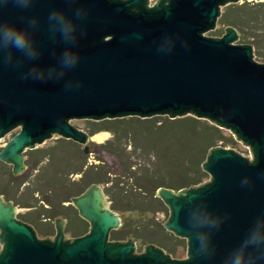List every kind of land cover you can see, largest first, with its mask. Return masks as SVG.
<instances>
[{
	"label": "water",
	"instance_id": "water-1",
	"mask_svg": "<svg viewBox=\"0 0 264 264\" xmlns=\"http://www.w3.org/2000/svg\"><path fill=\"white\" fill-rule=\"evenodd\" d=\"M239 1L0 0V138L21 127L0 160L15 173L53 133L88 152L90 132L74 119L193 115L230 130L252 156L214 148L208 183L158 190L170 208L165 227L188 239V259L110 243L122 219L93 184L71 199L90 232L69 241L64 219L55 240L40 239L0 196V264H264V64L252 45L233 44L236 28L207 35L222 7Z\"/></svg>",
	"mask_w": 264,
	"mask_h": 264
},
{
	"label": "rangeland",
	"instance_id": "rangeland-1",
	"mask_svg": "<svg viewBox=\"0 0 264 264\" xmlns=\"http://www.w3.org/2000/svg\"><path fill=\"white\" fill-rule=\"evenodd\" d=\"M156 1L157 0H150L149 6L153 7ZM245 2L256 4L264 3V0H240L238 3H229L226 6L222 7L219 19L221 18L222 13L225 12L228 5H241ZM225 30L226 29L224 28V26H222L220 22H217L216 28L208 32L207 35L209 37L221 38L226 33ZM217 31H223L224 33L222 36H219L214 34ZM253 31L258 34H262V30ZM233 44L252 45L254 49V60L256 62L264 64V39L261 40V42L259 41L260 47L255 46L249 42H242L240 36L237 41L233 42ZM131 117H137L138 119L146 120L151 119L144 122L146 125H159L161 123L164 125H171L173 124L172 122L174 120L173 118H170L169 115L156 116L152 118L127 116L116 118V120L131 122V120L129 119ZM190 117L195 116L192 115ZM195 118L202 121L201 123H205V125L211 124L215 127H218L215 124L211 123V121L208 119L197 117ZM109 120L114 121L115 119H105L101 121H95L92 119L73 120L74 126H78L79 129L85 132H90V136L92 138L88 143V152H85L84 146L80 143L73 142V140H67L58 133H53V136L47 138L43 143L36 144L35 147L27 150L23 161L25 168L18 173H15V165L0 160V191H2L6 186V181L9 179L10 173H15L14 177L18 178L16 181V185L23 179L29 180L31 178L32 185L30 186V188H27L22 194L19 193L18 197L13 201L11 200V202H13L14 206H16L17 208V217L20 220L26 221L30 225H33L40 239L51 238L52 240H55L57 228L55 227L54 220L58 218L65 219L62 215L56 216L55 214L60 210L61 213L62 211L65 212V215H67V211L72 212L77 216L76 219L79 222L75 220L73 224H70L72 223L71 220L69 221L67 218L65 219L68 222L66 237H68V239H74L73 236H75V234L89 232L90 225L79 217L78 211L76 212L72 210L74 209L72 206H68V204H66V206H64V204L63 206H61V202L67 197H69V199L77 197L75 194H77L79 190L85 188V183L91 182V180H95V177H97V175L106 177L108 176L107 178L115 180V184L117 182L124 181L123 184H114L115 188L113 189V192L119 199V202L117 203L118 206L127 209L126 205H128V202H125L126 198L132 195H136L137 197H140L142 199L137 203H132V205H130L131 207L128 208H133L134 210L130 211L127 214L115 211L119 214V216H121V218L123 217L122 222L127 221L129 224V228H132L131 231H133L140 237L139 240H136V245L138 248L137 252H145V248H147V246L151 244L161 248L165 253L178 259L187 258V240L177 237L174 233L169 232L165 227L170 217V208L168 206L162 205L161 200L156 197L155 194H157V196L161 198L158 195L157 189H155V183H137L136 181H140L142 179L144 181L146 175L149 174V176H157V178L160 174V176L168 179L169 176L166 174L173 170V166H171L173 164V161L171 162L173 153L171 152H175L174 154L176 155V158H179V161L182 159L186 160L185 158L188 159L190 152L189 154H183L179 142L176 143V147L170 146L171 142L166 141V139L162 140L164 139V137L160 134L158 135V137L153 136L155 142H158L159 144L157 151L154 149V146H152L153 148L148 146L147 139L135 138L134 140L133 137L127 136L125 134L117 137V134L114 131H102L95 135H92V131L94 129L105 126L106 124L110 123L108 122ZM142 129L143 127H140L138 125H127V130L130 133H136ZM219 129L221 130V138L219 137L215 140V147L223 148L226 150H234L235 152L242 154L248 159L252 160L249 148L244 146L240 141L236 140L235 136L232 132H230V130L222 128ZM20 130L21 127L18 126V128L9 131L2 138H0V152L7 145V143H9L16 136V134L20 132ZM166 132L163 134H166ZM169 133H171L172 135L169 136L170 138L175 137L172 134V131L169 130ZM138 136H140V134H138ZM60 144L63 145L60 147ZM163 147H169L171 149L168 150L167 148ZM122 152L124 160H122V158L120 157V154H122ZM166 152L170 153H167L168 155H166ZM37 163L38 167L35 166ZM129 163H133L134 165L132 169L136 172V175L133 177H130L132 175H128V172H124L125 168L123 169V166H125V164L129 165ZM190 169L191 168L189 166L184 167L183 165H180V168L176 167L172 172L185 170L189 175L192 176L194 172ZM129 174L132 173L129 172ZM43 175L47 176V178L48 176L51 177L52 181L44 183V181L42 180L46 178L40 180V177ZM53 175L57 177L58 180H61L62 183H64L65 187H60L59 185H57L56 179L52 177ZM210 180L211 177L204 183H208ZM157 181H159V179H157ZM100 186H104V188L106 187L105 184H100ZM13 187L15 186L11 187L13 191H15ZM139 187H147V194L145 195L146 190H143L145 193L142 191L141 195L138 189ZM24 188L25 187H23V190ZM35 190H39V192ZM32 191H35V193L32 194ZM71 191H73V194H71ZM0 196L5 197V195ZM29 201L31 203H37L36 210L39 211V214H41L40 217L36 216L35 219H33V217H30V213H32V211H34L35 209L29 207L30 205L27 204ZM50 201L54 202V207L48 204ZM17 202L18 204H16ZM26 205H28V207H25ZM58 205H60V207ZM160 209H164V212ZM79 223H81L82 225ZM76 229L81 230L78 231ZM155 231H158L159 233H156ZM148 232L153 233L151 235L153 236L152 238H148ZM161 236L164 239L169 240L168 243L164 241L165 246L163 245V239ZM177 245H180L181 247L177 248ZM173 247L176 250V253L174 255L169 252ZM2 251L3 243L0 241V254L2 253Z\"/></svg>",
	"mask_w": 264,
	"mask_h": 264
},
{
	"label": "trees",
	"instance_id": "trees-1",
	"mask_svg": "<svg viewBox=\"0 0 264 264\" xmlns=\"http://www.w3.org/2000/svg\"><path fill=\"white\" fill-rule=\"evenodd\" d=\"M218 22H220L221 25L224 26L225 29L227 27L236 28V30L240 34L242 42L244 43L249 42L255 46L260 47L259 41L261 42V40L264 39V3L252 4V3L245 2L241 5L240 4L228 5L225 12L222 13L221 18L218 20ZM253 30H262V34H258ZM223 33H224L223 31H217L214 34L222 36ZM159 118H162V117H159ZM129 119L131 120V122L121 121V120H116V119L114 121L109 120L108 122L110 123L106 124L103 127L94 129L92 131V135H95L102 131H114L116 132L117 137L121 136L122 134H125L127 136L133 137L134 140L135 138L136 139H140V138L147 139L148 146L150 147L154 146L155 147L154 149L157 151L159 144L158 142H155V140L153 139V136L158 137V135L160 134L164 137V139L162 140L166 139V141L171 142L170 146H175L176 143L179 142L180 148L182 149L183 154L184 153L189 154L190 152L188 159L185 158L186 160L182 159L180 161L178 157L176 158V155L174 154L175 152L174 151L171 152L173 153L172 154L173 157L171 159V162L173 161V164L171 165L173 166L172 169L174 170L176 167L180 168V165H183L184 167L189 166L191 168L190 170H193L194 172V174L191 176L185 170H178V172H172L173 170H171L170 172L166 174L169 176L168 179H165L163 176H160V174H159V177L157 178V176L152 177V176H149L150 175L149 173H147L149 175H146V177L144 178V181L143 179L140 181L137 180L136 181L137 183H147V184L155 183L156 185L155 189H157V191L161 188H168V189L180 191L182 189H187V188L189 189L191 187L201 185L202 183H204L210 178L208 173L204 171L203 164L206 162L210 151L214 148H217L215 147V140L219 137L221 138V134H220L221 130L218 127H215L214 125H211V124L205 125V123H201L202 121L196 119L195 117H190V116L176 118L173 120L172 122L173 124L171 125L169 124L164 125L162 123L159 125H146L144 122L149 121L151 119H148V120L138 119L137 117H131ZM137 121H142V122H137ZM127 125H138L140 127H143V129L136 133H130L127 130ZM169 130L172 131V134L175 136L174 138L169 137V136H172L171 133H169ZM165 132L166 134H163ZM138 134H140V136H138ZM62 145L63 144H60L59 146L61 147ZM169 147H163V148H167L168 150H170L171 148ZM167 153H170V152H166V155H168ZM120 157L122 158V160H124L123 152L122 154H120ZM35 166L38 167V163ZM133 166H134L133 163H129V165L125 164V166H123V169L125 168L124 172H128V175H132L130 177H133L136 175V172L133 171L132 169ZM129 172H131L132 174H129ZM14 174L10 173V177L6 181L7 183L6 186L4 187L2 191H0V195H5L6 199L10 201L11 200L13 201L14 199H16L19 193L22 194L27 188L29 189L30 186L32 185L31 178L29 180L23 179L20 183H17L16 185V181L18 178L14 177L15 176ZM52 177L56 179L57 185H59L60 187H65L64 183H62L61 180H58V178L55 177L54 175ZM107 177L102 176V175L101 176L97 175V177H95V180H91V182L85 183V188H83L82 190H79L78 193L75 195L76 196L81 195V193L86 191V189L89 188L93 184H99V185L105 184L106 187L104 188V190H105L106 196L108 197L111 203V207L114 211L124 213V214L125 213L127 214L130 211H133L134 210L133 208L129 209L128 207H131L130 205H132V203H137L141 201L142 199L140 197H137L136 195L129 196L126 198V201H125V202H128V205H126L127 209L119 207L117 204L119 202V199L116 197V194L113 192V189L115 188L114 187L115 180L111 178H107ZM41 179H44L42 180L44 181V183L48 181H52L51 177L48 176L47 178V176L45 175L41 176L40 180ZM157 179H159V181H157ZM123 183L124 181H120V182H117L115 185H119ZM12 186H15L13 187L15 191H13V189L11 188ZM23 187H25L24 190H23ZM67 187H70V186H67ZM138 189H139L140 194L143 190H146V193L144 191L143 192L145 193V195L147 194V187H139ZM35 191L39 192V190H35ZM35 191H32L31 193L34 194ZM71 194H73V191H71ZM155 195L158 199L161 200L162 202L161 204L165 205L163 200L159 198L157 194ZM70 200L71 199L67 197L61 202V206H63V204L65 203H69ZM16 204H18V202ZM27 204L30 205L29 206L30 208L35 209L34 211H32V213H30L31 214L30 217H33V219H35L36 216L37 217L41 216V214L38 213L39 211L36 210L37 203H31L29 201ZM48 204H50L53 207L55 206L53 201H50ZM28 205H26L25 207H28ZM58 206L60 207V205ZM72 210L76 212L78 211L76 208ZM160 210L164 212V209H160ZM37 213L39 214V216ZM55 215L56 216L62 215L65 219L67 218L69 221L71 220L72 223L70 224H73L75 220L78 221L76 219L77 216L74 213L69 212V211H67V215H65V212L62 211L61 213V210H60V211H57ZM81 229H76V230L80 231ZM131 230L132 228H129V224L127 221L122 222V226L120 227L119 230H115L111 232V239L112 240H127V239L132 238L135 240H139L140 237ZM155 232L159 233L158 231H155ZM78 234H82V233H78ZM147 234H148V238L153 237L151 236L153 234L152 232H148ZM162 239H163L162 240L163 245L165 246L164 241L168 243L169 240L164 239L163 237ZM179 247L181 246L177 245V248ZM169 252L174 255L176 253V250L173 247L170 249Z\"/></svg>",
	"mask_w": 264,
	"mask_h": 264
},
{
	"label": "flooded vegetation",
	"instance_id": "flooded-vegetation-1",
	"mask_svg": "<svg viewBox=\"0 0 264 264\" xmlns=\"http://www.w3.org/2000/svg\"><path fill=\"white\" fill-rule=\"evenodd\" d=\"M68 140V139H67ZM72 141V140H71ZM73 142H75V141H73ZM77 143V142H76ZM72 199V198H71ZM66 204H68V206L69 205H71V206H73L74 208H76L74 205H73V203H72V200H70V202L69 203H65L64 204V206H66ZM78 213H79V211H78ZM80 216V215H79ZM81 217V216H80ZM82 218V217H81ZM63 219V218H62ZM83 220H85L84 218H82ZM122 219V218H121ZM58 220H59V218L58 219H55L54 220V224H55V227L57 228V230H56V234H55V236H57V233H58V227H60V224H58ZM21 221H23V220H21ZM64 234H65V239H66V241H69V240H73V239H68V237H66V234H67V227H68V222L64 219ZM87 223H89V225H90V222L89 221H87V220H85ZM123 221V220H122ZM23 222H25V223H27L26 221H23ZM29 224V223H28ZM59 225V226H58ZM122 226V225H121ZM90 228H91V226H90ZM89 232H90V230H89ZM89 232H85V233H82V234H75V236H73V238L74 239H76V238H79V237H82V236H85L86 234H88ZM180 238V237H179ZM51 239V238H50ZM182 239H185V238H182ZM52 240V239H51ZM129 240H133L135 243H136V240L135 239H132V238H130V239H127V240H112L111 239V234H110V239H109V242L110 243H115V242H119V243H127ZM187 240V245H188V239H186ZM151 245V244H150ZM150 245H148V246H150ZM147 246V247H148ZM159 248V247H158ZM137 245H136V249H135V254H137V255H143V254H145L146 252H143V253H138L137 252ZM146 249V248H145ZM161 249V248H160ZM146 251V250H145ZM185 259H188V249H187V258H185ZM179 260H183V259H179Z\"/></svg>",
	"mask_w": 264,
	"mask_h": 264
},
{
	"label": "clouds",
	"instance_id": "clouds-1",
	"mask_svg": "<svg viewBox=\"0 0 264 264\" xmlns=\"http://www.w3.org/2000/svg\"><path fill=\"white\" fill-rule=\"evenodd\" d=\"M14 42L17 48H23L25 46V40L22 34L15 35Z\"/></svg>",
	"mask_w": 264,
	"mask_h": 264
},
{
	"label": "bare ground",
	"instance_id": "bare-ground-1",
	"mask_svg": "<svg viewBox=\"0 0 264 264\" xmlns=\"http://www.w3.org/2000/svg\"><path fill=\"white\" fill-rule=\"evenodd\" d=\"M101 137V136H100Z\"/></svg>",
	"mask_w": 264,
	"mask_h": 264
}]
</instances>
